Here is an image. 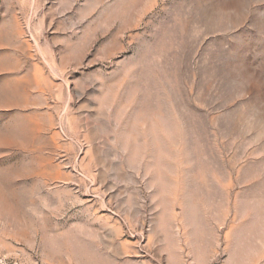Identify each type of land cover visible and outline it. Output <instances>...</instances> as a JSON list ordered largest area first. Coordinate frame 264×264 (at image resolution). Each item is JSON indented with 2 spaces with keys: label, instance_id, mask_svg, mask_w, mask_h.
<instances>
[{
  "label": "rangeland",
  "instance_id": "374dc122",
  "mask_svg": "<svg viewBox=\"0 0 264 264\" xmlns=\"http://www.w3.org/2000/svg\"><path fill=\"white\" fill-rule=\"evenodd\" d=\"M0 264H264V0H0Z\"/></svg>",
  "mask_w": 264,
  "mask_h": 264
}]
</instances>
